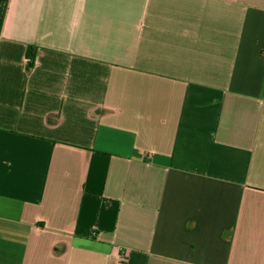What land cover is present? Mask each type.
Masks as SVG:
<instances>
[{
    "label": "crops",
    "instance_id": "obj_1",
    "mask_svg": "<svg viewBox=\"0 0 264 264\" xmlns=\"http://www.w3.org/2000/svg\"><path fill=\"white\" fill-rule=\"evenodd\" d=\"M0 264H264V0H0Z\"/></svg>",
    "mask_w": 264,
    "mask_h": 264
},
{
    "label": "trees",
    "instance_id": "obj_2",
    "mask_svg": "<svg viewBox=\"0 0 264 264\" xmlns=\"http://www.w3.org/2000/svg\"><path fill=\"white\" fill-rule=\"evenodd\" d=\"M34 58H35V48L31 47L29 49V62H28L29 67L32 66Z\"/></svg>",
    "mask_w": 264,
    "mask_h": 264
}]
</instances>
